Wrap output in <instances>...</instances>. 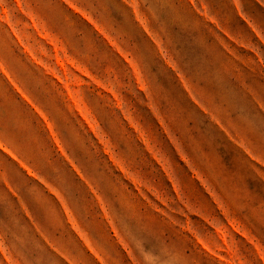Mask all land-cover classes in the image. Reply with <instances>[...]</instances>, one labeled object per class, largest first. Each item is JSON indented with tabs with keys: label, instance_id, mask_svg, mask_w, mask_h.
<instances>
[{
	"label": "rangeland",
	"instance_id": "1",
	"mask_svg": "<svg viewBox=\"0 0 264 264\" xmlns=\"http://www.w3.org/2000/svg\"><path fill=\"white\" fill-rule=\"evenodd\" d=\"M0 264H264V0H0Z\"/></svg>",
	"mask_w": 264,
	"mask_h": 264
}]
</instances>
